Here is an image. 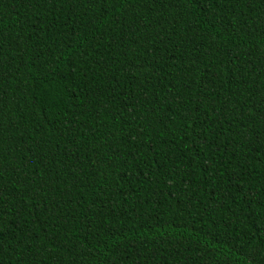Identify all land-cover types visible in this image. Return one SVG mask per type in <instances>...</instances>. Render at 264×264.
<instances>
[{"label":"trees","instance_id":"1","mask_svg":"<svg viewBox=\"0 0 264 264\" xmlns=\"http://www.w3.org/2000/svg\"><path fill=\"white\" fill-rule=\"evenodd\" d=\"M0 264H264V0H0Z\"/></svg>","mask_w":264,"mask_h":264}]
</instances>
